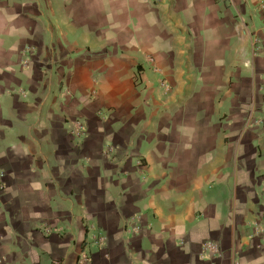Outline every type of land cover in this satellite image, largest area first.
<instances>
[{"label": "crops", "instance_id": "1", "mask_svg": "<svg viewBox=\"0 0 264 264\" xmlns=\"http://www.w3.org/2000/svg\"><path fill=\"white\" fill-rule=\"evenodd\" d=\"M0 172V264H264V0H0Z\"/></svg>", "mask_w": 264, "mask_h": 264}, {"label": "built area", "instance_id": "2", "mask_svg": "<svg viewBox=\"0 0 264 264\" xmlns=\"http://www.w3.org/2000/svg\"><path fill=\"white\" fill-rule=\"evenodd\" d=\"M32 50L30 48H26L24 51H23V58H24V63H28L31 61V56H32ZM261 199L263 201V204H264V181L261 183ZM5 189V186H4V183H3V180H2V174L0 172V192L4 191ZM261 225H264V211L261 212L260 216H259V219H258V222L253 224L252 225V229H253V235L251 236V240H262L264 241V229ZM42 233L45 235V236H48L52 233L53 229L47 225H40L39 226ZM102 242V239L101 238H98L96 240V243L97 244H100ZM204 250H207V251H211L213 253H218V248H217V245L213 242H206L204 244ZM54 264H58L57 263H54ZM76 264H88V258L85 257V255H81L78 260H77V263Z\"/></svg>", "mask_w": 264, "mask_h": 264}]
</instances>
